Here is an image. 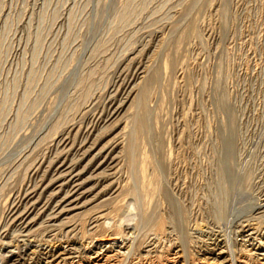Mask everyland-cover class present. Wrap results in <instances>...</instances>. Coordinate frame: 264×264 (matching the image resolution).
I'll use <instances>...</instances> for the list:
<instances>
[{"label":"rangeland","instance_id":"374dc122","mask_svg":"<svg viewBox=\"0 0 264 264\" xmlns=\"http://www.w3.org/2000/svg\"><path fill=\"white\" fill-rule=\"evenodd\" d=\"M86 125L108 166L74 230L37 218L21 244L13 198ZM263 194L264 0H0V264L7 242L18 264H264Z\"/></svg>","mask_w":264,"mask_h":264},{"label":"bare ground","instance_id":"6f19581e","mask_svg":"<svg viewBox=\"0 0 264 264\" xmlns=\"http://www.w3.org/2000/svg\"><path fill=\"white\" fill-rule=\"evenodd\" d=\"M131 85L128 84L126 87L128 94L131 92L130 90L133 89ZM122 101L124 102V100ZM121 103H118V102L116 104L113 103L112 109L110 110V116L108 117L109 119L111 117L117 116L122 111L123 107L125 108V106L122 105ZM72 131L74 130L70 129L64 137L58 140V144L60 143L61 149L57 151V154H56L57 156L55 159L56 161H54V165L51 168H49L47 166H44L43 163L38 164V168L36 170L44 168L41 176H39L40 178L39 179L36 178L37 180L35 179L36 180L35 182L32 181V184L27 186V188H25L24 192L20 196H16L15 198H13L12 204L10 205L11 207L7 209V218L9 219V221L10 220L19 221L21 224L20 231H19V237L21 238V244L26 242L28 236L30 237L32 228H34V225H35L34 222H37V218L42 219L41 221H43V223L49 225L51 231L57 230L56 228H59V227H66L67 228L66 232L70 230H74L75 225L72 226L73 225L72 220H73V217L77 213L73 214L71 212L72 211L76 212L75 210L78 209V206H77L78 201H81V198L86 193L87 190L84 189V185L88 177H90V176L88 177L86 176L84 178V175H85L84 171H88V170L90 172L91 170L99 171V170L105 169V167L108 166L106 165L107 159H105V152L107 150H104L103 146L102 147L100 146V148L98 147L96 148V144H95L96 140L92 138L94 131H95L93 126L86 125L84 128L76 129L75 133L82 134V137H83L82 139L79 138V141L77 142L74 141V138L71 140L70 134ZM110 159H112V157ZM84 161H85V163H83L84 165L82 164L83 166L82 165L80 166V164ZM51 164H53V162ZM79 167L81 169H79ZM46 172L49 173L48 178L44 176ZM263 197H264V194H263ZM80 207L81 206L79 205V208ZM103 212L101 210L95 212V214L93 215L92 222L93 221L95 222V221H98V219H101L105 215V213ZM93 224L96 225V223H93ZM89 227H90V223H89ZM248 231H251V230H241L240 233L243 234L244 237H246L247 241H250L251 239L249 237L252 235L253 231L249 233ZM112 239H116V237ZM216 239L217 238L214 237V241H216ZM15 242H18V241H15ZM26 243H28V241ZM4 244L5 245L3 246V250H6V252L10 254L9 257L15 256L13 264H18L24 258L21 251L19 250L16 251V249H18L20 245L18 244L19 246L18 245L16 246L15 244L14 245L15 249L12 250L10 249L11 244L9 242L4 243ZM248 245H251L252 248L254 249L253 251L254 255L256 256L261 255L264 257V248L262 246L261 247L256 246L255 244H253V242L249 243ZM215 247L210 248L207 251H205L206 252L205 254H207L208 256L212 254L216 258L217 255L223 253L224 250L219 249V252L216 255V250L212 251V249H215ZM90 248L91 249H89V252L94 253V256H89V259H91V262L93 264H101L99 263V261L94 262L92 260V258L95 259V257H98L101 255V252L99 253V250L96 251L94 249V248L97 249L98 245H94L93 247L91 246ZM41 251L42 252L40 253L42 255H45V260H47L46 262H44V264L60 263V261H62V259L65 258L63 256L65 255L67 256L68 253L69 254L73 253L71 252L70 248L67 249V247L62 248V250L60 251L57 248L54 249L53 247H50L48 245H46L45 248H42ZM110 256L112 255H105V257H102V258H104V260L107 261ZM48 258H51L52 261L48 260ZM66 258H72V256L69 255ZM230 261H231V264H237L238 260L236 261V259H234V257L230 255ZM261 263H264V262H261Z\"/></svg>","mask_w":264,"mask_h":264}]
</instances>
